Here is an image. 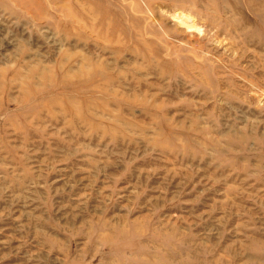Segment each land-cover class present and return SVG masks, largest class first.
Segmentation results:
<instances>
[{
	"label": "rangeland",
	"instance_id": "rangeland-1",
	"mask_svg": "<svg viewBox=\"0 0 264 264\" xmlns=\"http://www.w3.org/2000/svg\"><path fill=\"white\" fill-rule=\"evenodd\" d=\"M0 264H264V0H0Z\"/></svg>",
	"mask_w": 264,
	"mask_h": 264
}]
</instances>
